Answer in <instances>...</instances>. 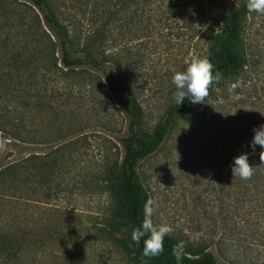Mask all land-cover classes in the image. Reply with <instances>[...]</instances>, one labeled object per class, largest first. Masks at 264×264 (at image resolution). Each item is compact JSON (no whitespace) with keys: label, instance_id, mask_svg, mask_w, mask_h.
Returning <instances> with one entry per match:
<instances>
[{"label":"rangeland","instance_id":"obj_1","mask_svg":"<svg viewBox=\"0 0 264 264\" xmlns=\"http://www.w3.org/2000/svg\"><path fill=\"white\" fill-rule=\"evenodd\" d=\"M0 1V14L8 15L0 19V33L9 31L5 39L11 38L16 51L30 61L29 67L12 72L13 85L27 93L0 104L7 113L0 130V168L19 164L17 176L6 184L11 191L0 200V227L15 236L9 245L13 255L2 250L0 264H134L128 242L116 228L103 174L122 156L119 137L126 117L118 96L100 73L53 81L55 75L46 84V36L39 12L25 0ZM240 1L229 0L228 9ZM201 3L195 24L185 13L161 18L165 5L159 2L138 6L136 12L126 8L120 20L109 22L105 39L94 42L127 79L143 107L146 130H153L175 102L174 73L185 71L194 58H205V32L213 16L207 10L211 1ZM65 5H74L68 13L81 42L93 27L92 6L81 8L75 0ZM35 13L42 28L33 33L25 23ZM243 26L255 72L213 87L138 167L149 198L156 202L154 224L171 225L174 231L168 236L183 241L187 250L212 251L220 264H264L263 223L254 214L236 215L234 189L226 178L232 149L243 141L234 142L235 137L248 120L259 118L250 114L255 99L247 80L264 69V14L249 13ZM25 44L29 48L21 47Z\"/></svg>","mask_w":264,"mask_h":264},{"label":"trees","instance_id":"obj_2","mask_svg":"<svg viewBox=\"0 0 264 264\" xmlns=\"http://www.w3.org/2000/svg\"><path fill=\"white\" fill-rule=\"evenodd\" d=\"M25 1L32 3L36 8L45 26L43 29L46 36L44 63L47 78L44 82L50 84L55 75L53 81L59 76L63 79H76L100 73L106 81L108 89L118 96L120 107L126 117L124 133L119 137L122 156L115 164L107 167L103 174L104 182L114 201L113 214L116 228L127 240L134 264H178L172 255V249L178 243L173 237H165V250L161 255L142 260L143 240L140 244H136L131 239V233L142 225L144 205L149 199L148 191L140 180L138 167L145 158L160 147L177 119L187 115L194 104L191 103L190 97H186L181 105L175 101L168 107L164 119L153 130H146L143 107L134 95L127 79L123 73L117 72L114 67L108 64L109 57L99 49V46H95L94 42L97 40L100 44V41L105 39H103V35L106 34L109 22L112 19L120 20V14L124 9L134 7L136 12L138 6L147 7L155 2H159L161 6L165 5L163 10L157 6L161 9V18L169 19L175 13L179 15L185 13L189 15L187 19H193L194 23L190 22L191 25L195 24L194 20L201 10V0H75V5L81 8L92 6V9L89 10L91 14L89 21L93 27L88 29L87 36L81 42L80 36H77L73 30L72 16L68 13V10L72 9L74 5H65L72 0ZM210 1L207 10L213 16V21L205 32L208 41L205 58H208L214 65V73L218 71L221 74V79L218 83L213 84V88L223 80L234 82L242 76L248 78L250 72H255L254 68L257 64L249 56L243 40V25L249 14L246 8L247 0H241L236 7L231 9H228L229 0ZM182 2L184 11L179 9ZM2 3L0 1V6ZM7 16L0 14V19L7 18ZM40 21L39 15L35 13V19L30 23H25L26 29L33 33L36 32L42 28ZM8 34L9 31L7 34L0 33V62L3 63L0 73V104L12 100L14 96L21 97L24 92L27 93L20 84L13 85L12 72H19L21 68L29 67L30 61L22 53H18V50L16 51V44L12 42L11 38L5 39ZM21 47L27 49L29 45L25 44ZM7 52L10 53L8 56ZM253 74L248 80L246 79L251 82L250 92L254 91L251 98L255 99L251 104L250 114L259 118L248 120L242 126L234 142L243 141L240 146L232 149V157H229L228 162L229 167L232 168L235 157L249 153V162L255 167V174L250 180H242L239 176L234 177L230 169L226 178L229 182V189H234L235 205L233 209L237 212L236 215L240 214L245 217L254 214L256 219H253L257 220L258 224L263 223L264 227V164H261L259 159V153L264 149L257 146L255 154H251L252 148L250 147L254 138L253 130L264 125V114H262L264 113V76L260 83L254 82L261 74L264 75V69L260 73ZM36 99L38 103L42 101L38 96ZM7 104L8 102L5 105ZM5 110L6 108L0 109V130L5 128L3 125V121L7 117ZM256 111H260V113L255 114ZM10 134L15 138H22L21 133L11 131ZM246 137H250L248 141H244ZM234 142H232V146L236 145ZM18 165L10 164L0 168V200L5 198L4 195H8L7 192L11 191L9 185L6 184H9L17 176L19 171L16 167ZM22 168H24V164H22ZM14 237L9 230L0 227V257L3 252L9 256L13 255L9 251V245ZM179 264H220V262L210 250L191 251L185 248V257Z\"/></svg>","mask_w":264,"mask_h":264},{"label":"clouds","instance_id":"obj_3","mask_svg":"<svg viewBox=\"0 0 264 264\" xmlns=\"http://www.w3.org/2000/svg\"><path fill=\"white\" fill-rule=\"evenodd\" d=\"M246 8L249 13L264 14V0H247ZM213 69L214 65L208 58H194L185 71L175 72L172 83L177 89L174 94L176 103L181 105L186 97H190L192 104H203L210 95L213 84L221 79V74L218 71L214 73ZM253 131L254 138L250 144L251 154H255L257 146L264 149V125ZM249 155V153H243L234 158L231 168L234 177L239 176L242 180H250L253 177L255 167L249 162ZM259 159L261 164H264V151L259 153ZM155 204L156 202L151 198L145 202L142 225L131 233V239L136 244H140L143 240L142 260L161 255L165 250V237L174 231L169 224L159 226L154 224L152 217L156 211ZM185 247V243L180 241L172 249V255L178 264L185 257Z\"/></svg>","mask_w":264,"mask_h":264}]
</instances>
